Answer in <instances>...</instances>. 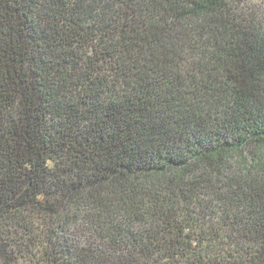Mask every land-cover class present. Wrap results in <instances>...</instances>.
I'll use <instances>...</instances> for the list:
<instances>
[{"label": "trees", "instance_id": "1", "mask_svg": "<svg viewBox=\"0 0 264 264\" xmlns=\"http://www.w3.org/2000/svg\"><path fill=\"white\" fill-rule=\"evenodd\" d=\"M0 264H264V0H0Z\"/></svg>", "mask_w": 264, "mask_h": 264}]
</instances>
